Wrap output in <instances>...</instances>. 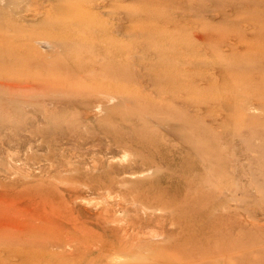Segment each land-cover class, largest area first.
I'll return each instance as SVG.
<instances>
[{"label": "rangeland", "instance_id": "obj_1", "mask_svg": "<svg viewBox=\"0 0 264 264\" xmlns=\"http://www.w3.org/2000/svg\"><path fill=\"white\" fill-rule=\"evenodd\" d=\"M219 259L264 264V0H0V264Z\"/></svg>", "mask_w": 264, "mask_h": 264}, {"label": "bare ground", "instance_id": "obj_2", "mask_svg": "<svg viewBox=\"0 0 264 264\" xmlns=\"http://www.w3.org/2000/svg\"><path fill=\"white\" fill-rule=\"evenodd\" d=\"M44 3V2H43ZM85 3V2H84ZM40 5V4H39ZM26 6V5H25ZM42 7V6H41ZM36 8V7H35ZM38 9H39V7H37ZM42 10H43V8H41ZM46 10V9H45ZM44 10V11H45ZM30 12V11H29ZM39 13H41V12H39ZM44 13V12H43ZM64 13L65 14H57V16L59 17L58 19L59 20H57V18H56V21L57 22H61V21H63V20H67V21H69V20H71V19H73L72 18V16H73V13L72 12H70V11H64ZM71 26V25H70ZM84 26V25H83ZM36 31V30H35ZM36 37H38L39 38V36H36ZM47 39H49V38H47ZM46 39V40H47ZM74 39V38H73ZM11 41H13V40H11ZM40 41L43 43V45H45V44H47L45 41H42V39H40ZM75 42V41H74ZM73 43V42H72ZM8 44H9V42H8ZM52 44V43H51ZM49 45V44H48ZM33 46V45H32ZM45 48V47H44ZM14 54V53H13ZM22 56V55H21ZM10 57V56H9ZM15 57V56H14ZM20 58V57H19ZM22 60V59H21ZM17 63V62H16ZM83 64V62H81V61H79V60H75V59H73V60H67V65L68 66H70V67H73V68H75V69H78L81 65ZM19 78V77H18ZM1 84H2V82H1ZM3 85V84H2ZM5 85H6V83H5ZM33 88V87H32ZM15 89V88H14ZM21 89V88H20ZM28 89V88H27ZM35 89V88H34ZM11 93H13V92H11ZM147 111L149 110V109H146ZM180 113H183L182 111L180 112ZM185 113V112H184ZM184 115V114H183ZM183 115H180L179 113H178V116H181L182 118H183V120H185V118H186V116H183ZM180 117V118H181ZM186 121V120H185ZM189 121V120H188ZM157 237V236H156ZM221 249H223V248H221ZM218 251L220 250L219 248L217 249ZM221 252L222 251H220L219 252V254H221ZM224 253V252H223ZM212 254V257H214L213 256V253H211ZM214 254H215V251H214ZM208 256V255H207ZM205 256L206 258H208V257H211V256ZM220 256V255H219ZM171 257V256H170ZM221 257H224V255L223 256H221ZM174 258V257H173ZM172 258V259H173ZM178 260H179V258L178 257H176ZM175 258V259H176ZM176 259V260H177ZM183 259V258H182ZM174 260V259H173ZM179 261H182L181 259L179 260ZM214 260H211V263L213 262ZM221 263L222 264H226L225 263V260H224V262H223V260H221ZM220 263V259H219V264H221ZM213 264H215L214 262H213ZM216 264H218V262L216 263Z\"/></svg>", "mask_w": 264, "mask_h": 264}]
</instances>
